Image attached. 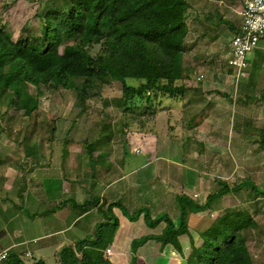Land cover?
<instances>
[{
  "label": "rangeland",
  "instance_id": "374dc122",
  "mask_svg": "<svg viewBox=\"0 0 264 264\" xmlns=\"http://www.w3.org/2000/svg\"><path fill=\"white\" fill-rule=\"evenodd\" d=\"M187 1L191 8L184 61L191 78L177 82L185 95L152 94V105L158 107L153 118L126 112L119 79L82 95L75 89H44L30 115L12 104L10 91H0V167L15 168L18 188L27 181L39 191L42 176L60 172L94 192L92 184L109 164L121 169L124 177L117 186L124 190L125 207L116 215L118 240L112 246L124 253L135 240L164 232L167 224L151 227L147 212L152 218L168 215L178 227L181 197L201 205L229 187L231 192L212 211L189 212V234L180 237L184 254L188 257L193 245L201 246L200 234L227 211H248L257 224L244 235L255 264H264V196L241 186L249 181L264 190V41L249 58L247 77L237 82L227 59L246 0ZM62 6L64 0H0V26L13 40L37 37L48 11ZM73 43L65 40L63 47ZM100 51L99 45L90 49L93 55ZM142 83L127 82L136 88ZM30 92L37 95L34 87ZM139 101L142 107L147 104ZM161 191L171 199L164 205L153 198ZM138 211L139 218L131 219ZM150 241L139 249L140 264H186L175 248L167 246V254L159 242ZM128 256L131 264L132 251Z\"/></svg>",
  "mask_w": 264,
  "mask_h": 264
},
{
  "label": "trees",
  "instance_id": "16d2710c",
  "mask_svg": "<svg viewBox=\"0 0 264 264\" xmlns=\"http://www.w3.org/2000/svg\"><path fill=\"white\" fill-rule=\"evenodd\" d=\"M190 8L187 0H64V6L50 9L45 15L37 37L13 40L0 26V91L4 94L10 91L12 104L30 115L38 108L44 89H75L82 95L119 79L123 83L126 112L154 118L158 107L152 105L151 95L182 97L186 89L177 86V82L191 78L190 68L184 61ZM65 40L74 43L63 47ZM97 45L101 46V51L93 55L90 49ZM128 80L144 83L136 88L128 85ZM31 87L37 95L30 92ZM137 99L147 104L142 107ZM262 144L264 146V130ZM93 149V145L89 146V153L92 154ZM244 185L256 195L264 196V190H259L255 184L246 181L241 186ZM230 190L224 187L201 205L189 197H181L178 227L168 215L152 218L147 212L146 220L151 227L163 222L167 226L161 235L144 236L132 243L131 264H138L137 253L150 240L159 242L163 249L175 248L186 264H255L244 234L257 223L248 211H227L200 234L202 245H193L188 257L184 254L180 237L189 234V212L212 211L214 204ZM93 205L96 206L88 201L79 207L87 211ZM115 207L123 209L125 206L115 202L106 210L100 207L106 219L95 235L63 248L57 254L59 264H113L106 251L119 227V220L113 214ZM140 213L131 215V219L136 220ZM4 264L27 262L23 254L11 251ZM31 264L46 262L34 259Z\"/></svg>",
  "mask_w": 264,
  "mask_h": 264
},
{
  "label": "crops",
  "instance_id": "0c3cea01",
  "mask_svg": "<svg viewBox=\"0 0 264 264\" xmlns=\"http://www.w3.org/2000/svg\"><path fill=\"white\" fill-rule=\"evenodd\" d=\"M171 112L175 116L176 109L171 108L169 113ZM172 121L174 124L173 118ZM110 166L111 164L106 169L107 172L104 171L102 177L92 184L93 188H96L94 192L93 189L83 190L79 183L71 181V178H65L60 172L42 176L39 191H35L32 183L27 186V181L18 188L15 168L11 165H1L0 250L10 248L12 252L23 254L25 260L26 255L29 254L31 258L27 259L29 260L26 261L27 264H31L34 259H42L46 264H59L57 254L63 248L95 235L98 226L106 219L100 207L104 206L106 210L115 202L124 205L122 202L124 190L117 186L122 182L124 175H121V169L117 171V168ZM32 178L34 177L30 178L33 181ZM115 187L117 189H114ZM165 196H167L166 191ZM35 197L39 198L38 201ZM164 197L162 191L158 193V197L153 196L155 200L159 198L162 204L167 200L171 201L170 198ZM88 201L96 206H90L87 211H82L79 206ZM38 206L40 209L37 208ZM120 211V208L115 207L113 214L116 216ZM117 233L114 241L118 240ZM112 245L108 248L111 254L106 255L113 264H124L130 259L128 255L131 251L124 253L115 250L116 246ZM166 248L164 250L169 254L171 249ZM138 254L139 251L137 260L140 264L139 260L143 258V254Z\"/></svg>",
  "mask_w": 264,
  "mask_h": 264
},
{
  "label": "built area",
  "instance_id": "2783aa9c",
  "mask_svg": "<svg viewBox=\"0 0 264 264\" xmlns=\"http://www.w3.org/2000/svg\"><path fill=\"white\" fill-rule=\"evenodd\" d=\"M240 15L242 22L231 40L230 57L227 59L237 82L247 77L249 58L264 41V0H246ZM107 254H111L110 249H107ZM10 255V248L1 249L0 264H4Z\"/></svg>",
  "mask_w": 264,
  "mask_h": 264
}]
</instances>
